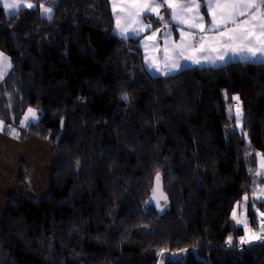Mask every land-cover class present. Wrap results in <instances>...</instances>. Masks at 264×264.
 <instances>
[{
    "label": "trees",
    "instance_id": "16d2710c",
    "mask_svg": "<svg viewBox=\"0 0 264 264\" xmlns=\"http://www.w3.org/2000/svg\"><path fill=\"white\" fill-rule=\"evenodd\" d=\"M114 28L110 0H55L51 18L0 5L4 132L47 141L53 159L49 194L10 197L2 211L0 264H157L192 248L212 264H264V238L242 244L233 219L264 154V63L148 77L140 40ZM29 108L41 118L25 126ZM157 173L171 202L162 215L146 205Z\"/></svg>",
    "mask_w": 264,
    "mask_h": 264
},
{
    "label": "snow or ice",
    "instance_id": "6c2138e0",
    "mask_svg": "<svg viewBox=\"0 0 264 264\" xmlns=\"http://www.w3.org/2000/svg\"><path fill=\"white\" fill-rule=\"evenodd\" d=\"M4 9L18 14L22 7L33 8L35 5L28 0H0ZM41 7H43L41 5ZM170 9V18L165 21L160 9ZM199 0H126V3L117 11L116 0H113V11L116 13L117 34L127 39L129 35L139 36L142 32H149L145 37V67L146 70L159 75L170 76L178 72L181 67V60H191L200 64L201 57L210 63L215 59H209L210 54L215 52L219 59H224L229 52L232 55L241 56L249 61H258L264 58V0H205L203 7L209 17L206 23L201 12ZM45 14L52 12L51 8L43 7ZM155 15L158 22L164 23L163 47L157 42L159 29H154L150 22H145V15ZM179 26V42L172 40L171 24ZM208 44L209 47L205 45ZM153 49V55H148V49ZM162 51V55L155 53ZM199 53V56L196 55ZM8 58L0 53V79L3 78L6 70L10 68ZM126 98V97H125ZM239 102V96L233 97ZM241 111L237 104L236 118L239 121ZM29 118L37 119L36 111L28 109V115L24 117L22 124H27ZM0 121V126H2ZM14 131V130H13ZM261 168H264V156L261 158ZM262 173H256L261 175ZM161 176L156 175V187L153 189L152 200L155 205L163 211L160 201L167 202V196L161 191ZM264 193V188L260 189ZM159 193V196L157 194ZM247 200V197H245ZM264 216V213L260 214ZM236 213L233 212V219ZM237 223H240L238 220ZM245 228L247 224L245 223ZM264 228V222H262ZM262 237L253 235L251 238L241 237L240 242L251 243ZM229 237V243H231Z\"/></svg>",
    "mask_w": 264,
    "mask_h": 264
},
{
    "label": "crops",
    "instance_id": "0c3cea01",
    "mask_svg": "<svg viewBox=\"0 0 264 264\" xmlns=\"http://www.w3.org/2000/svg\"><path fill=\"white\" fill-rule=\"evenodd\" d=\"M35 6L33 8H38L41 12V15L45 18H51L54 15L55 0H28ZM112 10H113V0H110ZM159 3H162L163 0H158ZM201 3V1L199 0ZM126 3V0H116L117 11L123 4ZM51 8L52 12L50 14H45L43 12V7ZM202 5V3H201ZM203 6V5H202ZM26 8L22 7L21 9ZM20 9V10H21ZM161 15L165 17V21H168L170 18V9L163 7L160 9ZM201 12L205 17L206 23L208 22L207 17L202 11ZM14 14V13H13ZM113 16L115 20L114 33L117 34L116 30V13L113 11ZM145 22H150L154 29H159L160 31L157 34V42L160 43L161 48L163 47L164 40V23L158 22L155 15H145ZM156 22L158 24L155 25ZM172 29V40L179 42V26L175 23L171 24ZM150 35L149 32H142L139 36L129 35L128 38L139 39V45L143 50L145 57V49L143 47L144 43L152 44L151 41H146L145 37ZM123 38V37H122ZM209 47L208 44L205 45ZM153 49L149 47L148 55H153ZM162 51L155 53V55H162ZM196 55L199 56V53ZM215 59V63H210L208 60L201 57V63L195 64L191 60H181L182 67L181 69L174 73L177 74L180 71L191 68L193 66L199 67H221L231 62H249V63H264V58L258 61H249L241 56H234L231 52L224 57V59H219L218 54L213 52L210 54L209 59ZM11 71V70H10ZM9 74L7 72L6 76ZM172 74V75H174ZM145 75L148 77H156V75L148 70L145 67ZM5 76V78H6ZM4 80V79H3ZM1 80V82L3 81ZM1 121V120H0ZM3 122V121H2ZM28 122V121H27ZM5 123H2L0 126V215L4 210L10 197L20 198L22 196L28 197L35 202L41 201L45 198L50 192V174L52 171V145L47 141L29 135L27 139L23 142L17 140L16 138L7 135L4 132ZM253 153L250 152L247 156H250ZM264 154H258V161L256 166L249 170V174L252 179V189L248 196L247 202L239 208V217L240 224H247V235L246 237L251 238L253 235H258L264 238V228H262V222H264V216H261V213H264V193H261L260 189L264 188V168H261V158ZM24 172L26 186L22 185L19 182L20 173ZM262 173L261 175H256V173ZM254 241V240H252Z\"/></svg>",
    "mask_w": 264,
    "mask_h": 264
},
{
    "label": "water",
    "instance_id": "95a60500",
    "mask_svg": "<svg viewBox=\"0 0 264 264\" xmlns=\"http://www.w3.org/2000/svg\"><path fill=\"white\" fill-rule=\"evenodd\" d=\"M64 131H65V121L62 122L61 132L59 133V135L57 137L56 144H59L60 139H61ZM160 184H161V191L164 193V195L167 196V202H165L164 200L160 201V206L163 207V211H160V208L157 207L155 205V202L152 200L153 189L156 187V177H155L154 187L151 191V195H150L149 199L146 202V205L152 204L155 207V209L158 211V213L160 215H162V214H165L166 211L171 209V202H170L168 194L165 192L164 180L162 177H161ZM157 196H159V193L157 194ZM146 210H148V209H146ZM190 254H193L195 256L197 262H199V263L212 264L206 258L201 257L198 254L197 249H195V248L187 249V250L180 251V252H172L171 249L164 250L163 252H161L157 264H180V263H184L187 256Z\"/></svg>",
    "mask_w": 264,
    "mask_h": 264
},
{
    "label": "rangeland",
    "instance_id": "374dc122",
    "mask_svg": "<svg viewBox=\"0 0 264 264\" xmlns=\"http://www.w3.org/2000/svg\"><path fill=\"white\" fill-rule=\"evenodd\" d=\"M0 5L3 6L2 4H0ZM4 10H5L7 16H12V15H14V14H17V13H15V12H11L10 10H7V9H4ZM20 11H21V10H19V12H20ZM19 12H18V13H19ZM13 13H14V14H13ZM0 53H2L4 56H6V57L8 58V61L10 62V65H11V67L8 68V69L6 70V72H5L4 76H3V78L0 79V83H1V80L5 79V76H6L7 72H8V71L10 72V70H11V68H12V62H11V59L9 58V56H8L7 54H5L3 51L0 50ZM35 111H36V110H35ZM236 111H237V108H236L235 112H236ZM240 111H241V117H240V120H239V121L237 120V121H238V123H237V127H238L239 129L243 130L242 110H241V108H240ZM26 115H28V111L24 114V117H25ZM36 115H37V117H38L37 119L33 120V119L29 118L28 122H36V121H38V120L41 118V114H40L38 111H36ZM23 120H24V118H23ZM245 138L248 140V136H247L246 133H245ZM252 150H253V149H252V146H251L250 144L245 145V154H246V155L250 154V152H252ZM234 212L236 213V218H237V220H239V221L241 222L240 217H239V207H238V206L235 207Z\"/></svg>",
    "mask_w": 264,
    "mask_h": 264
}]
</instances>
